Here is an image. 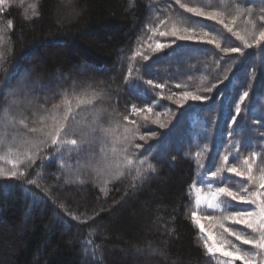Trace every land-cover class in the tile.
Listing matches in <instances>:
<instances>
[{"label":"trees","instance_id":"1","mask_svg":"<svg viewBox=\"0 0 264 264\" xmlns=\"http://www.w3.org/2000/svg\"><path fill=\"white\" fill-rule=\"evenodd\" d=\"M61 2L70 6L71 20H56ZM182 2L224 8L233 0ZM34 3L38 16H33L30 7ZM250 6L255 17L262 5L255 0ZM174 13L190 17L175 0H6L0 5V34L5 38L0 44L5 54L0 60V116L8 108L6 91L14 90V82L19 80V75L11 74L17 73L24 78L31 75L32 82L43 89L27 97L31 115H46L65 93L73 105L74 96L99 93L92 105L74 109L75 119L87 121L90 112L94 117L98 113L99 122L107 127L118 119L116 113L127 114L133 103L143 107L147 102L155 105L148 114L149 122L145 123L143 116L133 119L142 125V133H157L146 143L137 139L142 147L130 150L143 158L149 146H154L149 161L155 163L156 172L144 180H133L137 161L122 167L124 174L107 184L104 178L89 181L91 175H85L87 181H74V175H63L67 171L63 167L76 160L75 151L65 152L60 159L59 154L53 155L44 161L42 171L37 159L24 178L0 177V185L11 186L0 187V264H218L205 254L198 229L191 222V186L199 165L214 170L205 161L211 162L223 147H229L230 117L236 115L235 103L244 91L249 92V98L242 104L239 123L232 125L243 132L231 140L233 144L248 140L250 149L261 151L264 158V144L259 143L264 141V43L244 49L241 55L225 54L203 42L177 41L179 48L173 45L151 61H138L129 75L130 67L125 64H132L133 54L149 43L151 29L159 20ZM9 20L12 28H8ZM242 21L243 17L240 27H244ZM202 23L219 33L222 46L243 48L222 26L206 20ZM155 39L159 40L158 33ZM187 54L193 57L190 68L179 72ZM85 64L90 67L82 70L80 66ZM227 68H231L229 79L219 83ZM147 79L165 86L153 88ZM213 83L217 88L205 91ZM128 84L138 85L147 95L141 99L130 94ZM184 91L210 99L180 106L175 97L167 98ZM156 111L166 127L150 122L156 119ZM47 152L51 154L52 149ZM30 179L37 183L28 184ZM89 246L97 249L95 258L85 254Z\"/></svg>","mask_w":264,"mask_h":264},{"label":"snow or ice","instance_id":"2","mask_svg":"<svg viewBox=\"0 0 264 264\" xmlns=\"http://www.w3.org/2000/svg\"><path fill=\"white\" fill-rule=\"evenodd\" d=\"M254 2L255 0H239V2L233 0L231 6L221 8L205 7L197 3L175 0L184 13L200 19L193 20L189 16L178 13L160 19L156 27L151 29L153 36L158 33L160 37H173L174 39L171 43L157 40L154 43H148L147 47L153 52H160L173 45L179 48L177 41H197L199 38V41L215 45L225 54L244 55V49L260 47L264 43V0H259L262 7L255 17L253 16L254 8L250 6ZM5 3L6 0H0V5ZM30 7L33 10V16H38L37 5L34 3ZM242 17L244 27H240L238 23ZM202 20L222 26L227 33L242 43L243 48L222 46L219 33L211 30L208 25L202 23ZM257 20L260 22L259 25ZM8 28H12L11 20L8 21ZM4 42L5 38L0 34V44ZM4 55V52L0 51V60L4 58ZM140 55L141 52L136 51L132 58L135 59ZM149 59L148 55H143L144 61H149ZM80 67L83 70L90 65L85 64ZM228 71H231V68L226 69L223 79L219 83L229 79ZM131 73L132 69L129 68V75ZM11 75H19L18 88L9 92V95H15L26 87L27 81L24 80L23 74L12 73ZM125 80L128 83L127 77ZM145 82L156 89H163L165 86L154 82L153 79H147ZM176 87L179 88L181 85L177 84ZM215 88H217V84L213 83L205 91L212 92ZM128 91L130 94L136 93L141 99L147 95L138 85L128 84ZM99 95V93H93L88 99L74 96L76 104L73 105L68 94L65 93L59 103H52L51 109L47 110L46 115L32 113L34 117L32 123L38 126H29L26 122L27 117L22 116L19 124L26 129L25 132L21 133L13 129L11 139L7 134L0 135V177L8 180L24 178L28 168H31L37 159L41 160L40 169L42 171L44 161L50 160L53 155L59 154L57 158L60 159L65 152L77 151L80 145L97 140L102 143H111L112 154L122 157L124 163L117 166L116 178L124 174L121 170L122 167H130L137 161L138 165L133 180H144L147 179L148 174L155 173V163L149 161V157L153 155L151 148L154 146H149L143 158L138 157L136 152H130L131 149L142 147L136 143L137 139L146 143L148 139L157 135L154 131L142 133V125L137 119H133V117L143 116L145 123L149 122L148 114L153 113L155 105L145 102L143 107H139L133 103L127 114L116 113L118 119L107 127L99 122L97 113L92 124L86 130L75 119L74 109L80 108L83 104L92 105ZM173 97H175L174 102L180 106H183L187 101L204 103L210 99V97L190 91H184L179 95L173 92L167 98L173 100ZM160 98L163 99V95H160ZM247 98H249V92L244 91L239 97L240 102L235 103L236 115L230 117L231 123L228 125L230 129L227 133L230 138L229 147L225 148L223 152L217 153L219 163L215 165V170L208 168L205 164H200L199 167L202 171L198 180L194 181L191 186L195 193V208L191 211V222L198 229V239L205 254L212 257L213 260H218V264H237V262L239 264H264V158L260 163L257 162L258 158L262 157V153L256 148L250 149L248 140H241L236 144H233L231 140L234 135L243 132V129L233 128L232 125L239 123L237 118L240 116L242 104ZM39 107L44 108V104ZM61 107H63L62 113L59 111ZM5 113H7V109H5ZM160 115L161 113L156 111V119L150 122L164 128L166 125L160 121ZM254 123H260V121H254ZM261 134L264 135V131ZM77 136L79 139L74 138ZM259 143L264 144V141ZM49 148L52 149L51 154L47 152ZM232 148H235L236 151L232 152ZM101 152H104V148L101 149ZM42 153L43 155H41ZM61 164H63V160H61ZM100 164L101 161H97L94 168L98 175L104 174L106 171L111 173L110 167L101 168ZM3 165L10 167L5 168ZM39 174L38 172L37 176ZM233 177L236 179H232ZM77 179L79 180V176ZM27 183L34 184L37 181L30 179ZM105 184H107V180H105ZM0 187L7 189L11 186L0 185ZM27 191L25 189L26 193ZM237 205L249 207H238ZM73 219L76 217L73 216ZM233 225L242 226V229L234 228ZM243 229L248 231L245 232ZM229 237L234 239H229ZM234 241H239L240 245H248L250 249L242 248ZM85 244L90 245V242L85 241ZM96 251L95 247L89 246L85 254H90L95 258Z\"/></svg>","mask_w":264,"mask_h":264},{"label":"rangeland","instance_id":"3","mask_svg":"<svg viewBox=\"0 0 264 264\" xmlns=\"http://www.w3.org/2000/svg\"><path fill=\"white\" fill-rule=\"evenodd\" d=\"M18 1H23V0H18ZM32 1V0H29ZM202 2H206L207 0H201ZM211 7L213 6L212 4H210ZM71 12V8L69 5H67L66 2H61V4H59L57 6V12L55 15L56 20L61 21V20H71L69 17ZM157 36V34L155 36H153V33L151 34V39L149 41V43H154L155 41H157V39H155ZM174 39L173 37H160L159 36V41L162 42H166V43H170L169 39ZM169 40V41H167ZM196 42H202L199 41V38H197ZM148 44V43H147ZM139 50L141 51V55L140 56H136L135 59H132V64L127 63L126 68L128 67H133L134 64H136L138 61L142 62L143 60V55H148L150 57V59L153 60V57H155L156 55H158V52H153L150 48L147 47V45L144 48H139ZM133 57V56H132ZM193 57L191 55H185L184 59H185V67H183L182 70H180L179 72H186L190 67H189V61L190 59H192ZM149 59V60H150ZM151 61V60H150ZM146 62V61H144ZM153 62V61H152ZM125 63V62H123ZM127 70V69H126ZM178 72V70H177ZM25 81H27V85L26 87L21 90L18 91L15 95H9V89L6 91L5 93V99H7L8 101V108H7V112H9L10 117H5L6 113L5 111L2 113V115L0 116V135H8V138L11 139V133L13 131V129L18 130L19 132L21 131L22 133L25 132L26 129H24L20 124H19V120L23 117H26V115L28 114V118L31 115V112L29 111V109H27V97L34 94V91H42L43 89H41L40 87H38L34 82H32V76L30 75L28 78H24ZM14 84L15 89L16 90L18 88V81H15ZM13 84V85H14ZM69 85V84H68ZM91 96V94H84V98L88 99ZM16 99V100H15ZM17 99H19L17 101ZM21 99V100H20ZM13 101H15V103H13ZM199 101H187L186 105H189L191 103H197ZM240 102V101H238ZM237 102V103H238ZM185 106V105H183ZM22 109V110H20ZM59 111L62 113L63 111V107H61V109H59ZM91 116H89L88 120L84 121V120H77L78 122H80L81 127H84L87 130V127L89 125L92 124L94 119V114H92L90 112ZM77 116V113H76ZM6 118V119H4ZM29 122L32 124V120L33 119H28ZM172 120V118H171ZM30 126H38V125H30ZM79 139V136L74 137ZM227 146V145H226ZM111 143H102L101 141L97 140L95 142L92 143H84L82 145L79 146V149L77 151H75L73 154L75 155L76 160L75 161H68L66 166L63 167L65 169H67L66 172H63V175L68 177V176H75V180L74 181H78V182H83V181H87L85 175H91V177L89 176V181H93V180H97L96 178H104V180L107 181H111L115 178V171L117 169L118 165H122V161H121V157L119 155H113L111 152ZM117 147L119 148V145H117ZM104 148V152H101V149ZM223 151H224V147H223ZM221 151V152H223ZM72 154V155H73ZM165 154V153H164ZM161 154V155H164ZM258 159H262L258 158ZM97 161H101V164L99 165L101 168H107L110 167L111 168V173H107V171L104 174H97V171L94 170V168L96 167V162ZM211 162H208V160H206L205 162H207L208 164L212 165L214 167L215 170V165L219 163V156L216 155L213 158L210 159ZM201 168L198 171V175L196 177V180H198L199 175L201 173ZM73 176V177H74ZM77 176H79V180L77 179ZM72 177V178H73ZM71 178V179H72ZM98 181V180H97ZM199 186V185H197ZM192 196H193V201L191 203L192 205V210H194L195 208V193L192 189ZM210 211V210H209ZM232 227L234 228H238V229H242V226L239 225H233ZM245 232H247V229H243ZM229 239H234L229 237ZM238 246L242 247V248H247L250 249V246L248 245H240L239 241H234ZM216 262H218V260H214Z\"/></svg>","mask_w":264,"mask_h":264}]
</instances>
